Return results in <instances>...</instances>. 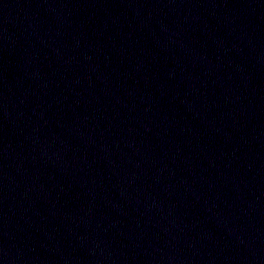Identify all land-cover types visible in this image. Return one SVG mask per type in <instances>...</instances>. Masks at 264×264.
<instances>
[{
  "label": "water",
  "instance_id": "obj_1",
  "mask_svg": "<svg viewBox=\"0 0 264 264\" xmlns=\"http://www.w3.org/2000/svg\"><path fill=\"white\" fill-rule=\"evenodd\" d=\"M0 264H264V214L38 0H0Z\"/></svg>",
  "mask_w": 264,
  "mask_h": 264
}]
</instances>
